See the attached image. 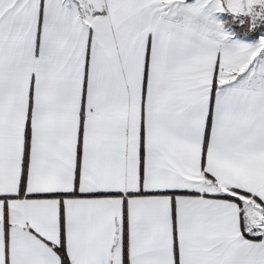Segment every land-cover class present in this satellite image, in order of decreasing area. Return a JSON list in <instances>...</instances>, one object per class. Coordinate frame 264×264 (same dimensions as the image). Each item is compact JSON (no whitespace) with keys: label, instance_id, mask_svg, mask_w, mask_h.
<instances>
[{"label":"snow or ice","instance_id":"snow-or-ice-1","mask_svg":"<svg viewBox=\"0 0 264 264\" xmlns=\"http://www.w3.org/2000/svg\"><path fill=\"white\" fill-rule=\"evenodd\" d=\"M0 264H264V0H0Z\"/></svg>","mask_w":264,"mask_h":264}]
</instances>
